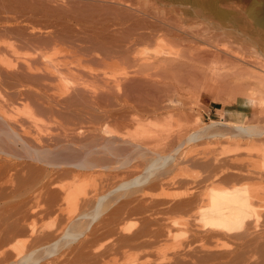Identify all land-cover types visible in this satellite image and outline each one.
Returning a JSON list of instances; mask_svg holds the SVG:
<instances>
[{"label": "bare ground", "instance_id": "6f19581e", "mask_svg": "<svg viewBox=\"0 0 264 264\" xmlns=\"http://www.w3.org/2000/svg\"><path fill=\"white\" fill-rule=\"evenodd\" d=\"M254 3L0 0V264H264Z\"/></svg>", "mask_w": 264, "mask_h": 264}, {"label": "rangeland", "instance_id": "374dc122", "mask_svg": "<svg viewBox=\"0 0 264 264\" xmlns=\"http://www.w3.org/2000/svg\"><path fill=\"white\" fill-rule=\"evenodd\" d=\"M234 1V0H233ZM242 2L249 1L253 2V0H241ZM254 8L258 7L261 9V7L264 6L263 0H254ZM251 25H252V31L254 32L257 29H261L260 31L264 34V28L260 27L258 24V19L256 17H250ZM237 46L242 49L245 47L246 42L244 41H238ZM220 103V104H218ZM225 109V110H223ZM248 109V106L246 104H243L240 107H224V103L218 102V100H215L214 95L212 94H204L203 97L199 98L196 106H195V116L196 118H200L204 124H210L212 121H221L222 118H224L225 121H231V120H237L241 114H244V110ZM222 110V111H220ZM250 118H252L250 116ZM211 144L209 147L211 150L221 149L224 147V143H226V140H223V142H215ZM263 221V219H262Z\"/></svg>", "mask_w": 264, "mask_h": 264}]
</instances>
